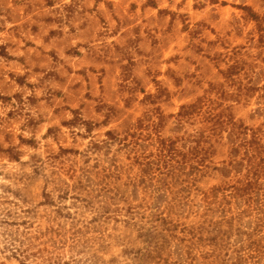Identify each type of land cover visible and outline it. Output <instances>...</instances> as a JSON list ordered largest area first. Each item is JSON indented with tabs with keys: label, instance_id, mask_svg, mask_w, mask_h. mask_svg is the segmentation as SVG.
I'll use <instances>...</instances> for the list:
<instances>
[{
	"label": "rangeland",
	"instance_id": "obj_1",
	"mask_svg": "<svg viewBox=\"0 0 264 264\" xmlns=\"http://www.w3.org/2000/svg\"><path fill=\"white\" fill-rule=\"evenodd\" d=\"M217 1L0 0V186L9 188L0 187V196L10 201L6 206L12 218H24L14 190L22 191L29 202L25 206H34L44 189L45 180L32 174L30 156L46 159L60 147L78 152L67 160L76 171V184L84 185L80 190L89 186L98 194L108 185L112 191L105 197L135 205L143 193L129 185L132 170L115 180L99 177L103 169L83 173L88 163L81 152L91 142L103 141L111 129L154 133L156 123L163 137H174L183 104L203 96L211 84L234 89L223 72L237 61L247 64L249 76L237 81L247 84L252 78L251 85L261 84L264 21L258 27L240 8L264 20V0ZM257 104V98H249L236 116L245 119ZM84 124L92 126L90 134ZM90 156L96 166V155ZM119 160L127 162L126 155L119 154ZM105 161L104 168L110 169ZM60 172L47 171L53 176L48 190H72L65 202L74 212L75 184ZM218 183L212 177L200 185ZM156 191H150L156 196L153 208H163L172 196ZM57 218L50 208L36 216L54 228ZM105 228L84 229L83 237L101 236L111 225ZM71 233L68 229L51 245L63 249L65 241L71 246Z\"/></svg>",
	"mask_w": 264,
	"mask_h": 264
},
{
	"label": "trees",
	"instance_id": "obj_2",
	"mask_svg": "<svg viewBox=\"0 0 264 264\" xmlns=\"http://www.w3.org/2000/svg\"><path fill=\"white\" fill-rule=\"evenodd\" d=\"M240 9L258 27L264 21L250 8ZM247 72V64L237 61L223 72L234 89L211 84L203 96L183 104L174 137H163L157 123L155 132L145 135L144 129L138 135L136 129L125 134L111 129L103 141L91 142L81 152L87 157V175L103 169L99 177L115 180L132 170L129 185L143 193L135 205L105 197L112 191L108 185L98 194L89 186L80 190L84 185L76 184V171L68 166L70 154L78 153L73 149L60 147L46 159L30 156L32 174L45 180L44 189L34 206H25L29 202L22 191L14 190L24 218H12L6 206L10 201L0 196V264H264V77L258 85H251L252 78L247 84L236 80L249 78ZM251 97L257 98L258 107L245 119L237 117L235 112ZM84 127L87 134L92 132L90 124ZM91 154L96 166L90 163ZM119 154L127 162H120ZM106 159L110 169L104 168ZM47 171H61L73 180L74 212L65 202L73 191L48 190L53 176ZM212 177L219 183L202 188L200 182ZM151 190L172 198L154 209ZM42 208L56 211V228L36 219ZM108 225L111 230L101 236L83 237L84 229ZM68 229L71 246L65 241L63 249L51 245Z\"/></svg>",
	"mask_w": 264,
	"mask_h": 264
}]
</instances>
